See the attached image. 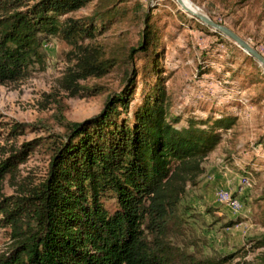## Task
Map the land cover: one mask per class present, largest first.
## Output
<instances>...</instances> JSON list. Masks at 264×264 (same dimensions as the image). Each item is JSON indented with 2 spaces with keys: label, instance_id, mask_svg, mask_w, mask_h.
<instances>
[{
  "label": "trees",
  "instance_id": "16d2710c",
  "mask_svg": "<svg viewBox=\"0 0 264 264\" xmlns=\"http://www.w3.org/2000/svg\"><path fill=\"white\" fill-rule=\"evenodd\" d=\"M91 2L0 0V86L44 68L49 37L76 51L64 79L74 91L96 95L98 89L78 83L124 67L121 89L107 98L100 114L76 123L59 112L58 133L43 123L51 133L48 175L25 197L0 202V227H11L15 237L0 264H228L235 255L200 260L179 251L170 237L179 227L181 196L198 184L204 161L237 117L194 118L178 127L181 118L171 113L160 66L161 36L153 17L145 16L136 45L125 47L118 61L91 42L98 33L94 19L67 17ZM117 3L107 11L104 7L97 20L117 17ZM137 61L143 62L141 67ZM242 79L248 80H234ZM140 81L141 100L135 105ZM24 147L18 153L24 155L22 162L36 150L30 144ZM15 159L8 158L0 170L13 172ZM253 246L264 248V239ZM242 264H264V253Z\"/></svg>",
  "mask_w": 264,
  "mask_h": 264
},
{
  "label": "rangeland",
  "instance_id": "374dc122",
  "mask_svg": "<svg viewBox=\"0 0 264 264\" xmlns=\"http://www.w3.org/2000/svg\"><path fill=\"white\" fill-rule=\"evenodd\" d=\"M115 2L120 14L99 22L98 13L104 7L113 9ZM184 3L231 29L264 56V0ZM147 14L159 27L160 66L172 116L181 118L178 127L194 118L237 117L235 126L223 132L222 143L204 161L205 172L198 184L189 186L181 196L176 211L179 227L172 233L171 243L200 260L228 255L236 256L228 264L253 260L264 253V248L253 246L264 239V68L233 40L191 18L177 0H93L67 17L86 22L94 19L98 33L91 42L107 58L119 61L125 47L136 45ZM45 48L44 68L18 83L0 86V167L11 156L18 161L13 172L0 170V202L25 197L46 179L51 133L43 123L53 132H61L56 118L59 112L68 121L84 122L100 114L107 98L121 89L123 66L101 79L78 83L98 89L96 95L70 89L64 79L76 61V51L56 37H49ZM142 64L137 61L139 67ZM236 77L248 80L237 81ZM141 91L140 81L135 105L141 100ZM25 144L36 150L22 162L24 155L18 153L26 150ZM246 177L251 181L249 188L241 185ZM218 191L230 192L241 202L242 210L235 213L222 204ZM14 238L11 227H0V256L10 251Z\"/></svg>",
  "mask_w": 264,
  "mask_h": 264
},
{
  "label": "water",
  "instance_id": "95a60500",
  "mask_svg": "<svg viewBox=\"0 0 264 264\" xmlns=\"http://www.w3.org/2000/svg\"><path fill=\"white\" fill-rule=\"evenodd\" d=\"M178 4L181 6V8L188 13L189 15H192L202 21L204 24L211 27L213 30L222 33L223 35L227 36L231 40H233L236 44H238L246 53L253 56L261 66L264 67V56L258 52L256 49H254L247 41L242 39L240 36H238L234 31L231 29L220 25L218 23H215L211 19H209L204 14L200 13L198 9L194 8H188L186 5H184V0H177Z\"/></svg>",
  "mask_w": 264,
  "mask_h": 264
},
{
  "label": "built area",
  "instance_id": "2783aa9c",
  "mask_svg": "<svg viewBox=\"0 0 264 264\" xmlns=\"http://www.w3.org/2000/svg\"><path fill=\"white\" fill-rule=\"evenodd\" d=\"M241 185L243 188H249L251 186V181L248 177L242 178ZM217 196L219 201L229 207L233 212L239 213L242 210L241 202L235 198L230 192L228 191H218Z\"/></svg>",
  "mask_w": 264,
  "mask_h": 264
},
{
  "label": "bare ground",
  "instance_id": "6f19581e",
  "mask_svg": "<svg viewBox=\"0 0 264 264\" xmlns=\"http://www.w3.org/2000/svg\"><path fill=\"white\" fill-rule=\"evenodd\" d=\"M184 5H186L188 8H192L190 5H188V4H186V3H184Z\"/></svg>",
  "mask_w": 264,
  "mask_h": 264
}]
</instances>
